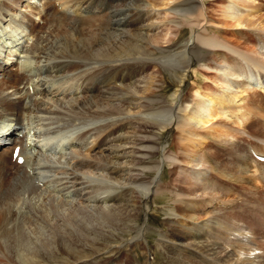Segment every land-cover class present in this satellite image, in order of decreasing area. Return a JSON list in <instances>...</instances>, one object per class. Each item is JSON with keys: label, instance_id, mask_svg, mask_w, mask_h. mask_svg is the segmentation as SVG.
<instances>
[{"label": "rangeland", "instance_id": "obj_1", "mask_svg": "<svg viewBox=\"0 0 264 264\" xmlns=\"http://www.w3.org/2000/svg\"><path fill=\"white\" fill-rule=\"evenodd\" d=\"M93 1L98 3L97 0H0V85H3V96L9 95L12 98L17 96V99H22L23 96L25 105L30 104L33 105V109L36 108L32 112L18 115L21 124L24 125L20 132L24 133L25 139L28 140L27 144L32 145L28 147L31 149L29 156L32 158L28 166L29 170L37 168L38 161L47 160L46 150L43 147L45 130H53L57 137L65 140L55 156L53 155L52 168L48 171V176L43 179L45 184L39 189V193L43 194L33 200L34 207L42 210L47 220L38 221L31 216L32 213L27 214L30 211L25 209V204L22 205L21 213L29 216L30 220L23 222L21 219L26 232L17 237V239L22 238L20 239L22 242L17 246L18 249L21 253L37 250L39 255L37 259L33 258L37 262L48 258L58 261L55 264H63L62 261L69 259L68 255L64 253L62 255L54 244L48 245L49 240L52 239L51 228L61 218L71 223L67 219L68 214L84 207L86 199L84 193L85 195L88 193V188L85 187L88 184L111 181L100 173L97 174L92 167L82 168L79 162L83 159V161L99 162V157L105 153L104 138L118 126L122 129L115 136L120 134L123 139L112 141L111 144L116 145L115 148L121 144L124 147L121 145L122 147H118L111 155H115L113 159L119 167L113 176H117L120 183L113 181V178L109 183L121 186L119 191H124L122 204L128 205V210L132 213L138 212L137 217L135 215L132 220L130 218L118 223V226L117 224L114 227L107 226L93 233L79 230L70 224L69 226L74 229V236L66 232H63L64 234L57 232L64 241L73 244L74 241L81 239L85 247L77 246L79 255L85 254L79 252L83 249L92 252V257L96 258H107L111 253L116 261L122 264H234L235 262L264 264V186L259 185L260 189L256 191L253 189L256 187L251 185L253 170L257 169L258 164L251 158V155L254 157L255 155L250 153L253 147L264 152V71L253 67L257 76L252 80L250 73L240 76L237 74L238 77L235 75L237 78L232 77L229 82L224 78L225 70L228 68L235 66L237 71L246 69L248 64L243 59L245 56L259 63L262 62L261 64L264 63V0H127V2L116 0L114 5L125 3L124 8L126 6L128 17L137 11L144 14L140 24L146 28L142 30L144 38H141V34L136 37L140 47L144 46L153 53L137 54L136 57L128 55L129 57H124H128L127 59L106 60L105 63L101 58L99 59L102 60L101 62L93 60L88 63L87 72L89 67L91 69L95 66L92 69L99 71L92 77L94 79L99 77L97 82H100L105 67L100 68L104 64L112 67L123 62L144 60L153 66L139 74H131L133 79L124 82L109 81V87H113L107 94L109 101L111 98V103L116 104L121 96L127 100L122 102L124 105L119 114L104 117L94 115L103 107L108 108L110 102L97 99L92 96L93 93L86 91L88 88V82L85 80L86 70L84 73L81 68L73 72L56 71L57 64L67 60H72L70 62L81 60L70 55L62 57V53L68 54L66 52L76 46H83V42L76 38V29H74L77 27L75 25H78L75 23L76 19L98 17L99 21L96 22L101 24L100 21L104 22L105 18L113 16L114 6L103 3L100 9L89 8L87 5ZM229 8H231L230 12ZM53 11L59 14L57 16L62 13L70 18L66 25L68 36L64 31L59 32L62 28H59L56 20L54 21ZM14 19L18 21L24 19L22 24L27 27H25L26 34L24 32V36H20L16 54L10 53L9 50L13 45L10 43V38H12L11 28ZM92 26L88 27V37L103 33L107 37V31H102L99 25ZM124 28L132 30L134 26L128 24ZM131 35L135 37L132 33ZM200 37L212 38L220 45L215 47L205 45ZM18 38L17 35L15 39ZM113 41L112 36L107 37L108 45L113 44ZM43 50L45 53L42 52ZM14 51L16 49L13 48ZM194 51L204 54L201 58L194 57L195 61L191 57ZM17 54L21 56L17 57ZM24 62H30V65L24 67L29 64L25 63L23 66ZM161 68L164 74L161 73ZM16 74L31 78V82L28 83L31 85L30 90V86L26 84L28 79L21 80L24 83L14 82ZM74 74L78 77L74 80L77 83L71 87V82L69 83L68 80L74 79ZM150 80L153 81L152 86L148 84ZM244 83L247 85L246 93L242 92L245 89ZM145 88L148 89L143 92ZM99 93L96 91L94 95ZM232 93H236L239 99L233 98ZM222 94L226 100L219 108V115L210 123L182 126L181 119L185 114L183 109L186 105L193 106L194 101L200 96L204 100L202 104L196 105L195 109L198 110L209 104L211 101L209 98L217 99ZM79 102H83L82 106ZM156 103L160 104L155 105ZM38 105L45 111H39ZM4 109L0 106V120L1 117H6L9 122L12 116ZM53 110L54 113L51 112ZM143 123L152 124V127H147L146 132L139 130V125ZM83 133L86 134L81 137ZM144 136L152 140L148 142L144 140L145 142L139 144L140 147L144 144L151 145L152 148L136 152L134 140ZM12 139H18V134H14ZM234 144L238 148L233 152L231 149ZM8 145L11 146L7 144L2 151L7 149ZM238 151L244 155L238 156ZM152 152L156 153L152 155ZM118 153L120 156L125 155L118 159L116 157ZM248 153L250 159L245 162L249 167L248 172H242L240 164ZM188 154H202L206 157L208 161L204 166L207 169L200 166L205 168L202 174L196 172L201 171L200 167L193 165ZM140 156H145L147 160L137 163L135 158ZM212 166L214 168L210 169ZM12 171L17 172L13 168ZM229 172L232 174L228 175ZM222 173L228 176L221 175ZM75 175L82 176L80 180L83 181L82 184H75L74 178L77 177ZM141 176L143 178H139ZM196 176H201V186L191 184ZM135 177H137L135 181L130 180ZM240 177H244L245 182L242 179L237 180ZM35 182L43 183L38 180ZM213 183H219L222 188L229 187L231 190L222 189L219 195L215 196H219L217 197L219 199H213V194L219 191L211 189ZM47 203H54L57 211L51 210ZM229 203L233 204L232 207L228 205ZM227 217L235 218V226L247 227L245 231L247 233L239 230L236 233H229L230 229L219 228L227 225ZM257 221L262 222L257 223ZM206 224L208 225L205 226ZM210 225L214 230L219 228L221 239L212 237L213 230ZM203 226H205L204 230ZM210 228L211 234L205 233ZM172 230L181 234L173 238L170 234ZM105 237L110 239L105 240ZM28 258L30 257L26 259ZM207 259L208 261H203ZM71 261L73 262L72 259Z\"/></svg>", "mask_w": 264, "mask_h": 264}, {"label": "bare ground", "instance_id": "obj_2", "mask_svg": "<svg viewBox=\"0 0 264 264\" xmlns=\"http://www.w3.org/2000/svg\"><path fill=\"white\" fill-rule=\"evenodd\" d=\"M117 1L119 2L120 0H117ZM117 1L116 0H107V2H106L105 0H97L98 3H96V1L95 2L93 1V2H90V3L88 2L89 4L87 6L89 8H92V9L97 8V7H99V9H100V8H102V5H104L103 3H105L107 5L109 3L108 6H112V7L114 6L113 16L108 17L107 19L105 18L106 21L104 19V22L100 21L101 24L96 22L98 20L97 19L98 17L94 18V19L92 18L90 20H87L88 18L85 20V17H83L84 19H76L75 23L78 24V25H75L77 27L74 28V29H76V33H75L77 35L76 38L81 40V42H83V46L82 47L76 46L75 48L69 50V52H66L68 54L62 53L63 54L62 57H67L68 55H70V57L79 58L81 60L73 61V62H70L72 60H67L66 62L64 61V63L57 64V68H56L57 72H59V71H62V72L71 71V72H73V71H76V70L79 71V69L81 68V69H83L82 73H84V71L87 69V66L90 64V61L92 62L93 60H96V62H97V60H99L101 58L103 60V62L105 63L106 60H110V61H115V60L118 61L119 60L120 61L122 59L123 60L127 59L131 55L136 57L137 54H139V55L142 54L143 55V54H151V53H153V51H150L146 47H144V46L140 47V45H138L137 37H139L140 34H141V38H144L142 30H144L145 26H141L140 25V24H142V20H143L144 14H142V12H140V11H137L132 16L128 17V14L126 13V11H127L126 6L124 8V5H125L124 2H127V0H123L124 2L121 1V2L124 3L123 5L121 3H117L118 5H116V4L114 5V2H117ZM65 2L67 3L68 1H65ZM111 3L113 5H111ZM42 9H43V7H42ZM79 9H80V7H79ZM40 10H41V8H40ZM230 11H231V8H229V12ZM53 13L55 14L54 21L56 20V22L59 24V28H62V30H59V32L68 31L67 26H66V25H68V21L67 20L70 19V18H67L68 15H66V14L63 15L61 13L62 15L60 14V16H57V15H59L57 12L53 11ZM102 16L104 17V15H102ZM37 17H38V15H37ZM39 17H42V16L39 15ZM22 20H24V19H22ZM22 20L18 21V20L14 19V21H13L14 25L12 26L13 28H11V29H13L11 31L12 38L9 37L11 39L10 43L13 44L12 46L9 45L10 46V48H9L10 53L11 52L14 53V54L17 53V50H18V48H17L18 46L17 45L20 44V42H18L20 40V36L23 37L24 36V32L26 31L27 27L24 26V24H22ZM23 23H25V21ZM27 24H28V22H27ZM128 24L131 25V26H134V28L132 30L125 29L124 26H126ZM52 25H54V24H52ZM92 25L93 26L94 25H99L101 27L102 31L103 30L107 31L106 32V34H107L106 36L107 37L112 36L114 38L113 44H110V45L107 44V37L104 36L105 33H103L102 35L98 34L95 37L94 36H89L88 37V33H89L88 27H91ZM64 26H65V28H64ZM146 27H148V26H146ZM148 29H150V28H148ZM55 31H56V29H55ZM117 31H118V33H117ZM119 31H120V33H119ZM124 33H125V35H124ZM131 33L135 37H133L131 35ZM5 34H7V33H5ZM25 34H26V32H25ZM66 34H67V32H66ZM66 34H64V36ZM17 35H18L19 38L15 39L17 37ZM68 35H69V33L67 34V36ZM119 37H120V40H118ZM199 39L202 42H204L205 45H208V46L215 47V46H219L220 45L216 40H214V39L212 40V38H205V37L201 38L200 37ZM86 40H88V41H86ZM13 48L16 49V51L13 52ZM42 52L45 53V50H43ZM202 54H204V53L200 54L199 51H194V53L192 52V56H191L192 60L194 59V57L201 58ZM20 56H21L20 54L17 55V57H20ZM126 56H128V57L124 58ZM243 59L248 64L245 70L237 71L235 66L225 70V77L224 78H226L228 80V82L230 81V79H232V77H236L237 74H238V76H240V75H245V74H249L250 73V75H251L250 79L252 80L254 76H257V75H255L256 72H254V68L253 67L258 69L259 71H260V69H262L264 71V63L261 64L262 63L261 60H260L261 63H259L255 59L248 58L247 56H245ZM102 60H99V62H101ZM25 63H29V62H24L22 65L24 66ZM53 65H54V63H53ZM54 66L56 67V64ZM108 66L109 65L106 66L105 64L101 66L100 69L105 67V70H104V73H102V75H101L102 79H101L100 82H97V79L99 77H97V79H94L92 77L93 75L98 73L99 70H97V69L93 70L92 68L95 67V66H92L91 69L89 67L88 68L89 69L88 72H87V70L85 72V73H87V77H86L85 80H87L86 82H88V84H87L88 88L87 89L83 88V87L82 88L86 89V91H89V92L93 93L92 96H95V98H97V99L100 98V99L109 101V96H107V94L110 93L112 88H113V87H109V84H110L109 81L111 82L113 80V82H116L117 80H119V81H123L124 82V81L130 80V79H133L134 77L131 74H136V73L139 74L141 71H147L148 69L151 68V66H153V64H151L150 62L144 61V60H138V61H135V62L119 63L117 65H113L112 67H110V66L108 67ZM51 67H53V66H51ZM220 69H222V68H220ZM238 70H239V68H238ZM160 71H161L162 74H164L162 68H161ZM27 72H28V69H27ZM92 72H93V74L91 75ZM74 75H75L74 79L70 78V80L73 79V81L68 80L69 83L71 82L70 83L71 87H74L76 85L75 83H77V82H75L74 80H76L77 76L78 77L80 76L79 73L77 74V76H76V74H74ZM25 78L28 79L26 84L30 86V84H28V83H29V81L31 82V80H30L31 78L27 77L26 75L16 74V76L14 77L13 80L16 83H24V81H21V80H24ZM91 78H93V79H91ZM19 81H21V82H19ZM78 81H80V80H78ZM152 82L153 81H151V80L149 81V83H148L149 86H152V84H153ZM246 83H248V82H246ZM132 84H134V83H132ZM61 85H62V83H61ZM82 85H84V84H82ZM2 86L3 85L1 84L0 85V106H1V108L2 107L5 108L4 110L6 111V113L11 115L12 117L9 119L10 120L9 122H8L6 117H1V120H0V150L2 152L0 154V264H52V263L55 264L58 261L49 260L48 258H46L45 260H42L40 262L34 261L33 258L35 259L39 255V252L37 250L33 251V252L28 251L27 253L26 252H22L21 253V251L18 249L17 246L19 245V243L22 242L20 240L22 238L17 239V237L22 236V234H24L26 232L24 230V227H23L24 225H23V223H21V221L23 220V222H27V220H30L29 216H24L23 213H21L22 212V208H21L22 205L24 206V204H25V209L30 211L27 214H31L32 213L31 216H34L38 221L41 220L43 222V221L47 220L46 219L47 217H46L45 214H43L42 210H40L38 207H34L35 201L33 203V200H34L35 197H41V194H43V193H39L40 192L39 189L45 183L36 184L35 181L38 180V182H42V181H44L43 179L46 178V176H48V171L52 168V162L54 161V160L52 161V158H53V155L55 156L56 147H59V146L63 145L65 140H62L63 138L56 139V136H55V138H53L51 135L46 137L45 142H44L45 150H47V148L50 147L51 151L50 152L48 150L45 151V153L47 154V157H46L47 160L45 162L44 161H38V163H37L38 167L37 168L34 167V168H32V170L28 169V165H30V163H31V157L27 156L26 148L24 146L22 147L21 154H20V155H22L25 158L24 163L23 164H19V163H17L16 160L14 161V158H13L14 149H15V147L18 144L21 145L22 139H15L11 143V145H12L11 147H9V148L7 147V149L5 148V150L2 151V149L4 148L3 146L5 145V144H3V141L4 140L8 141V139L10 141L11 137L14 136V134L15 135L19 134V132L24 127V125L21 124L20 117L18 115L22 114L24 112H32L33 110L36 109V108H34V109L32 108L33 105L32 106L30 104L29 105H25L23 96H22V99H17L16 98L17 96L15 98L10 97L9 95H7V97L3 96ZM86 86H84V87H86ZM129 87L131 88V85ZM221 87H222V85H221ZM246 87H247V85L244 83V88L245 89L242 91L243 93H246L245 92V90H247ZM82 88H81V90H82ZM147 89L148 88L143 89V92H145ZM96 91L100 92L99 95H94V93ZM64 92H66V91H64ZM232 95L234 96L233 98L239 99V96L236 95V93H232ZM209 99L211 100L209 102V104L203 106L201 109H198V110L195 109L196 105L202 104V102L204 100L200 96H198V98L194 101L193 106L191 105L192 107L190 106V104L186 105V107L183 109V111L185 110V114L183 115V117L181 119L182 120V126L184 125V126L190 127L191 125H199V124L208 123V122L210 123V121L213 118L217 117L219 115L218 114L219 113V108H221L223 106V104H224L226 99H224L223 94L217 99H213V98H209ZM126 100L127 99L124 96H121V98L118 100L119 102H117L116 104H112L111 103V98H110V101H109L110 103H108L109 107L108 108L103 107L101 109V111L96 112V115H94V116H96V117L97 116H103L104 117V116H108V115H111V114L112 115L113 114H117V113L119 114L122 111V106L124 105V104H122V102L124 103ZM82 104H83V102H79L80 106H82ZM157 104L159 105L160 103H156L155 105H157ZM37 109L39 111H45L43 109V107L41 108V106H39V105H38ZM162 111H160V113ZM164 111H166V110H164ZM189 111H190V113H189ZM51 112L54 113V110L51 111ZM263 118H264V115H263ZM81 121L85 122L86 120H81ZM17 124L21 125V126H18ZM120 125L122 126V124H120ZM151 125L143 123L142 125H139V130L141 129L142 131L146 132V131H148L147 127H152ZM116 128L113 129L112 131L110 130L111 132H109V134L107 133L108 135L104 138L105 139V144L103 146L105 148L104 149L105 153L103 154V156L99 157L100 161L99 162H94L91 159H90L91 161H83L84 160L83 159V160H81L82 162L81 161L79 162V165L82 168H89V167L94 168L93 170H95L97 172V174L100 173L101 176L107 178L108 180H111L109 182H112V180L114 179L113 181H116V182L120 183V181L118 180V177L117 176L116 177L113 176L118 171L117 168H119V167H117L116 161L113 159V157L115 155L114 156L111 155V153L113 154L115 152V150H117L118 147L123 145L121 143H120L121 145H118L116 143L118 146H117V148H115L116 145L114 146V145L111 144L112 141H117L119 139H123L120 136V134H118V136H115L122 129V128H119V127L117 129ZM62 129H63V127H62ZM48 131H49L48 133H51L50 130H48ZM103 131H105V130L103 129ZM85 134L86 133L81 134V137L85 136ZM77 137H74V138H77ZM144 140H147V142H148V141H151L152 139L149 138V137L144 136L142 138L134 140V144H135V149L134 150H136V152H140L141 150H145L147 148H152L151 145H144V144L141 145V147H140L139 144H141ZM81 142H83V141H81ZM137 145L139 147L136 148ZM200 146H201V144H200ZM123 147H124V145H123ZM98 148H99V146H98ZM237 148H238V146L234 144V147H233V149H231V151L234 152ZM253 150H254V152L256 154L264 155L263 151L257 150L254 147L252 148V150H250V153H252ZM155 153L156 152H154V153L152 152V155H154ZM237 154H238V156L244 155L240 151H238ZM124 155L121 154V156H124ZM232 155L234 156V154H232ZM248 155L244 156V160H242V162L240 164V168H241L242 172L243 171L248 172V168L249 167L245 164L247 159H250V154L248 153ZM121 156L119 155V153H118V155H116V157H118V159ZM188 156H189L190 161L193 163V165H195V167L204 166L206 164V162L208 161L206 159V157L203 156L202 154H200V155L199 154H191V155L188 154ZM145 158H146L145 156H140V158L137 157L135 159H137L136 160L137 163H141V162H145L147 160ZM251 158H252V160L254 162H256L258 164L257 169L253 170V175H252L253 178L251 180V183H252L251 185H253L252 187H254V186L256 187V188H253V189H255L257 191V189H260L259 185L264 186V161L258 160L257 158L255 159V157L252 156V155H251ZM35 161H36V158H35ZM243 162H244V164H243ZM112 163H114L113 166H112ZM231 164H232V162H231ZM253 166H254V164H253ZM204 167H206V166H204ZM204 167H202V168L200 167L201 171H196V172H198V174H202L203 173L202 171L205 170ZM12 168L16 169L17 172H13L15 170L12 171ZM212 168H214V167L212 166L210 169H212ZM206 169H207V167H206ZM229 171H231L232 173L234 172L233 170H229ZM232 173L229 172L228 175H231ZM32 174L34 176H32ZM221 175H224L226 177L228 176V175H225V173H222ZM75 176H77V177H75ZM75 176H74L75 178L72 177V178L75 179L74 180L76 182L75 184H77V183L82 184L83 181H80V180H82V176H78V175H75ZM137 176H139V175H137ZM201 176L194 177V180H193V182L191 184H195V185H199L200 184L199 186H201V181H200V180H202ZM139 178H143V177L141 176ZM135 179H137V177L130 178V180H133V181H135ZM239 179H242L245 182L244 177L237 178V180H239ZM32 180H34V182ZM106 182L105 181L102 182V183L101 182H98V183L93 182L92 185L88 184L87 187L84 186L85 188H88V191H87L88 193H86L87 196L84 193V196L86 197L85 202H84V204H85L84 207L83 208L81 207L80 209H75V211L70 212L68 214V218L67 219L70 220L71 223L66 221V220H62V218H61V220L58 218L59 221L57 220L56 223L51 228L52 239L49 240V244L48 245L54 244L56 246L57 250L62 255H63V253L68 255L69 259H66V260L62 261L63 264H71V263L73 264V262H74V264H122V263H118L116 261V259L111 255V253H110V255L107 258L92 257V255H93L92 252L87 251L86 249L85 250L83 249L85 247L84 246L85 244H83L81 242V239L74 241L73 244L72 243L68 244L67 241L63 240V238L61 237V234L58 235V233H57V232H62V234H64L63 232H66L69 235L74 236L75 232H74V229L69 226L70 224L71 225L73 224L79 230L87 231V233L88 232L89 233H91V232L92 233L93 232H99L100 230H103L104 227H107V226L108 227H111V226L114 227L115 224H117V226H118V223H122V221H125V220L130 219V218H131L130 220H132V217L135 216V215L137 217L136 213H138V212L132 213L130 210H128V205H126L125 203L122 204L123 200H124V194H123L124 191L123 190H121L122 192L119 191V189H121L120 188L121 186L120 185L119 186L118 185L115 186L114 183L111 184L109 182H107V183ZM125 184H126V182H125ZM125 184H123V185H125ZM49 185H50V183H49ZM204 188H207V187H204ZM211 189L212 190H219L216 194H213V199H219V198H217L219 196H217V197H215V196L219 195V192L222 189L225 191V190L230 189V188L229 187H223L222 188L219 183H213V185L211 186ZM124 190H126V189H124ZM26 195H27V197H25ZM227 200H229V199H227ZM215 201H217V200H215ZM47 205H50L51 210H53L55 212L57 211V207H56V205L54 203L53 204L47 203ZM228 205H231L230 207H232L233 204L229 203ZM125 206H127V207H125ZM226 208H227V206H226ZM128 212H129V214H127ZM245 216H246V214H245ZM227 218H228L227 219V225L219 226V228H224V229H228V230L230 229L229 233H236V231H238V230H239V232L247 233V232H245L247 227L243 228V227L235 226L236 222L234 220L235 219L234 217H232L233 219L231 217H227ZM44 223H46V222H44ZM257 223H258V221H257ZM46 225H47V223H46ZM207 225L208 224H206L205 226H207ZM205 226H203V230H204ZM212 227L213 226H211V228ZM211 228L208 230V232H205V233H210L211 234V231H210ZM219 228H217V229L215 228V230H214V228H212V230H213L212 231V235H213L212 237H216V238H220L221 239V232L219 231ZM235 229H237V230H235ZM229 233H227V234H229ZM170 234H172L173 238H174V237H176L177 235H179L181 233L180 232L177 233V232H174V230H172V233H170ZM227 234H226V236H227ZM24 237H26V236H24ZM105 238H106L105 240H107V239L109 240L110 239L109 237H105ZM209 238H210V235H209ZM68 239H69V237H68ZM18 240H20V242H18ZM84 240H86V239H84ZM86 241H89V240H86ZM26 242L27 241H25V243ZM46 242H47V240H46ZM248 242L249 241L247 240V243ZM5 243H7V244L5 245ZM247 243L245 242V244H247ZM238 244L240 245L241 243H238ZM238 244H237V246H238ZM28 245L29 244H26V246H28ZM78 245H80V247H83L82 248L83 250H79V252L82 251L83 253H85L82 256L79 255V253H78V249H77ZM241 245L243 246V244H241ZM244 247H246V245ZM25 249H26V247H25ZM27 249H29V248H27ZM111 252H114V251H111ZM89 253H92V254H89ZM80 254H82V253H80ZM227 255L230 256V254H227ZM52 256H54V255H52ZM27 257H30V258L26 259ZM59 257L60 256L58 255V258ZM59 259H61V257ZM71 259L73 260V262L71 261ZM45 261H46V263H45ZM203 261H208V259L207 260H203ZM119 262H120V260H119ZM242 263H244V262L242 261ZM234 264H236V262Z\"/></svg>", "mask_w": 264, "mask_h": 264}]
</instances>
